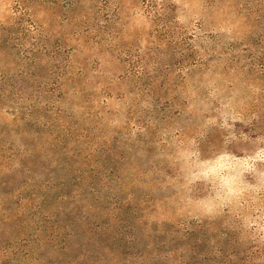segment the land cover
<instances>
[{"label":"rangeland","instance_id":"obj_1","mask_svg":"<svg viewBox=\"0 0 264 264\" xmlns=\"http://www.w3.org/2000/svg\"><path fill=\"white\" fill-rule=\"evenodd\" d=\"M0 264H264V0H0Z\"/></svg>","mask_w":264,"mask_h":264}]
</instances>
